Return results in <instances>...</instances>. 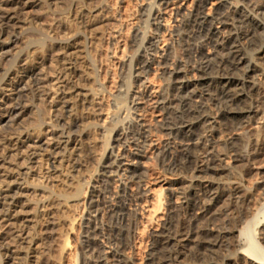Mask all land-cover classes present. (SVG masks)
Segmentation results:
<instances>
[{
	"label": "rangeland",
	"instance_id": "374dc122",
	"mask_svg": "<svg viewBox=\"0 0 264 264\" xmlns=\"http://www.w3.org/2000/svg\"><path fill=\"white\" fill-rule=\"evenodd\" d=\"M152 1L22 0L19 4L16 36L11 35L0 55V137L4 141L0 146L8 143L9 152L17 155L13 161L8 159V163H1L2 168L0 165V176L11 175L13 181L10 187L2 185L0 189V193L7 196L6 199L0 196V237L6 238L4 242L0 239V264H83V246L89 231L97 232L90 237L96 247L85 259L95 264H114L109 252L117 246L109 233L118 227L133 231L128 242L131 251H127L133 263H149L153 233L162 227L171 202L164 199L156 215L147 213L146 206L154 212L156 203L151 196L159 192L165 196L171 194L177 181L186 176V173L166 170L158 161L164 149L170 148L172 155H176L181 147L180 139L171 138L163 127V109L156 103L167 95L170 99L176 95L169 90L167 76L159 62L169 56L170 63L179 62L182 68L193 65L197 58L188 53L187 45H199L203 37L186 39L182 25L187 18L184 14L188 13L185 9L176 14V7L171 5L161 12L158 21L148 17L151 8H158ZM226 1L255 3L261 0ZM212 2L214 4L207 5V11L216 10L220 0ZM45 29L48 31H43ZM135 36L144 40L138 52ZM257 36L264 38V29H260ZM148 42L156 44L157 49H148ZM52 46L56 58L65 57L66 61L74 62L71 76L62 73L65 63H47L36 76L51 78L49 81L15 92L6 88L7 73L23 68L29 61L28 56L30 59L34 54L40 57L41 51L48 54ZM133 55L135 60L143 56L142 61L154 60L156 64H151L147 73L133 70L127 77L122 70V56L127 59ZM144 86L149 87L147 95L143 93ZM31 92H41L43 96L32 99ZM205 103L207 111L217 116L214 130H205L202 136L209 140L210 149L224 160L221 163L224 172L216 179L222 183L242 180L244 187L251 190L250 219L261 227L264 224V208H261L264 204V136L259 143L255 137L264 131V113L251 123L229 125L230 122L218 117V102L208 99ZM11 104L17 105L13 121L2 116ZM54 104L58 107L47 111ZM138 120L146 126L145 136L151 141L145 147L141 144L146 158L139 164L142 181L151 191L147 192L149 201L146 203L136 202L133 197L137 186L126 193L121 190V183L125 182L124 164H127L122 158L134 150L133 144L122 139L121 134L134 131ZM112 122L117 126L113 127ZM15 123L20 131L10 132ZM39 130L43 133L38 134ZM229 141L233 143L231 151L227 147ZM249 152L258 156L250 163L244 159ZM110 153L114 158L107 161ZM118 160L123 161L120 169L105 168ZM78 194L81 198H77ZM139 203L142 204L139 206ZM110 204L112 207L118 204L117 209L128 207L129 220L135 218L134 210L139 209L142 213L137 216L138 224L129 226L132 220L121 219L119 211L111 214ZM4 218L10 221L3 222ZM17 218L23 221L21 225L28 226L26 233H19L13 225ZM8 231H11L10 236L5 235ZM14 240L22 244L21 251ZM4 248L10 253L2 256Z\"/></svg>",
	"mask_w": 264,
	"mask_h": 264
},
{
	"label": "bare ground",
	"instance_id": "6f19581e",
	"mask_svg": "<svg viewBox=\"0 0 264 264\" xmlns=\"http://www.w3.org/2000/svg\"><path fill=\"white\" fill-rule=\"evenodd\" d=\"M21 1L0 0V55L7 48L8 43L6 41L11 35L16 36V22L20 18V9L18 11L17 8ZM212 1L214 0H153L151 4L157 5L158 8L156 7L155 10L151 8L147 14L148 17L158 21L161 18V12L167 10L171 5L176 7V14L185 9L188 13L184 11L187 18L182 25L186 32V39L203 36L202 39L200 38L201 44L187 45L188 53L194 54V58H197L193 65L190 64L182 68L178 64L179 62L172 61L170 63L169 56H165L164 60L162 59L163 61L159 62L164 74L167 76L169 90L176 92V95L173 94L172 99L167 95L166 98L163 97L162 101H156V103L162 106L163 109V127L169 131L168 134L171 135V138L180 139L181 147L176 155H172L169 151L170 148L164 149L158 161L166 170L178 171L180 174L186 173V176L177 181L171 194L165 196L159 192L151 196L156 203L154 212L148 205L146 206L148 208L145 209L147 213L156 215L155 213L163 206L164 199L171 202L168 203V215L162 227L153 233L148 264H264V224L257 227L254 220L250 219L252 212L250 206L252 205L251 190L245 188L240 179L225 183L217 181L216 176L224 172L221 168V163L224 160L221 156L215 154L214 150L210 149L209 140L202 136L203 131H211L214 128V120L217 116L215 115L214 118V114L212 115L207 111L205 101L208 99L219 103L218 117L230 122L229 125L242 126L251 123L264 113V38H257L258 31L264 29V0L255 3L241 1L227 3L226 0H220L216 10L212 12L208 8L209 11H207V5L209 3L214 4ZM35 21H37V18ZM135 37V46L138 52L141 45L144 44V40L139 38L140 36ZM201 41H198V43ZM148 45V49L155 50L156 44L148 42ZM51 48L48 54L41 51L39 53L40 57L38 54H34L30 59V56H28L26 60L29 59V61L26 62L23 68L7 73L5 75V81L8 83L6 88H9L11 92H15L21 88L30 87L32 89L41 82L49 81L51 78L43 77V80V78L39 79L36 76L37 71L41 73L42 68L47 63H65L64 72L62 73L65 76H71L75 70L74 62L72 60L66 61L65 57L56 58L53 55L54 53L52 54L54 46ZM134 57L133 55L123 59L122 56L124 63L122 70L127 77L131 75L133 70L144 73L151 68V64H156L154 60L149 61V63L142 61L143 56L136 60ZM254 76L257 78L255 79ZM143 93L145 95L149 94L148 86H144ZM42 96L41 92L31 94V98L37 100ZM197 97L200 98V101H194ZM176 102L178 105L174 104ZM57 107L58 105L54 104L46 109L50 112L52 108ZM16 108L17 105L11 104L5 109V114L2 116L13 121L12 119L17 115ZM41 114L42 112L40 116ZM139 120L136 121L137 126L134 131L121 134L122 139H127L134 146V150L122 158L127 164L123 163L125 165L123 171L125 182L121 183V190L126 193L129 189L132 190V186H137V190L135 189L136 191L133 192V197L136 198V202L144 201L146 203L149 201L147 193L149 189L147 190L146 184L142 181L143 176L140 173L139 164L146 158V151L143 147L150 139L145 136L148 132L145 130L146 126L141 124L142 121ZM1 122L2 119L0 118ZM116 122H112L113 127L117 126ZM13 127L10 132L15 133L20 129L16 123ZM42 131L39 130L38 134L43 133ZM263 133L264 131L262 134L260 133V136L257 132L256 142H260L263 138L262 135L264 136ZM1 137L0 142H4ZM7 144L0 146V157H2L0 165L5 161L7 162L8 159L13 161L16 158V154L9 152ZM141 144H144V146L142 147ZM146 145L148 146V143ZM227 147L229 151L233 149L232 141H229ZM255 152H257V149ZM255 152L247 153L244 159L250 163L258 157ZM113 158V153H110L107 161H111ZM116 158L115 160H117ZM123 161L110 162L112 165H107L105 168L116 166L118 169ZM11 179V175L0 176V189H2V185L10 187L9 184L13 182ZM4 194L0 193V196L6 199L7 196L5 197ZM78 197L81 198L80 195ZM120 199L122 198L120 197ZM82 200L79 199L78 201ZM141 204L137 205L140 206ZM114 205V207L111 204L109 205L111 206V208L109 207L111 214L119 211L121 212V219L129 220L128 207L123 208L122 206L121 209H117L118 204ZM261 208H264V204ZM134 211L135 218L130 219L132 221L128 223L129 226H136L138 224L137 216L142 213L139 209ZM5 219L3 222L10 221ZM21 222L23 221L17 218L14 220L13 225L16 226L19 233L23 234L26 233L28 226L21 225ZM239 228H242V230H238ZM132 232L130 228L124 230L118 227L110 230L109 235L114 238L113 240L117 246L109 252L112 258L111 261L114 264H134L132 257L128 254L131 251L128 242L133 236ZM96 234V231H89L86 236L87 240L83 246L85 250L83 251V264H95L88 262V259L85 258L88 252L96 247V244L90 238L96 236ZM5 235L10 236L11 231L6 232ZM0 239L3 242L6 240L3 236ZM14 243L21 251L22 244L16 241ZM241 249L242 251H240ZM8 253H10L9 249L4 248L2 256L8 255Z\"/></svg>",
	"mask_w": 264,
	"mask_h": 264
}]
</instances>
